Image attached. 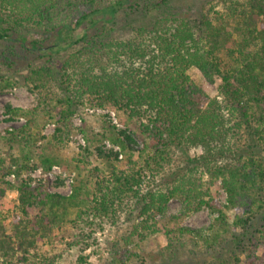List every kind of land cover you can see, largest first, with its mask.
Wrapping results in <instances>:
<instances>
[{
	"label": "trees",
	"instance_id": "trees-1",
	"mask_svg": "<svg viewBox=\"0 0 264 264\" xmlns=\"http://www.w3.org/2000/svg\"><path fill=\"white\" fill-rule=\"evenodd\" d=\"M171 2L0 0V94L22 85L37 97L30 109L6 105L27 122L0 137V204L6 177L18 182L11 221L0 213V264H55L74 248V264H92L85 251L104 226L120 231L106 264H148L130 245L158 233L167 245L150 264H239L246 237L264 241V0L208 2L191 16ZM120 22L133 36L118 35ZM26 52L36 55L27 65ZM216 83L212 96L206 85ZM86 109H109L126 128L94 113V132L82 119L72 192L23 179L34 157L45 171L69 166L68 120ZM49 121L57 126L46 137ZM94 156L102 165L88 167ZM240 206L231 222L227 210ZM203 208L217 214L208 227L181 224Z\"/></svg>",
	"mask_w": 264,
	"mask_h": 264
},
{
	"label": "rangeland",
	"instance_id": "rangeland-1",
	"mask_svg": "<svg viewBox=\"0 0 264 264\" xmlns=\"http://www.w3.org/2000/svg\"><path fill=\"white\" fill-rule=\"evenodd\" d=\"M220 0H172L171 5L175 7V11L186 15H198L201 11L202 7L206 5L208 2H212V4L215 6L216 9L222 10V4L219 2ZM125 22H120L118 27V35L120 37H130L133 36V29L127 24L125 25ZM23 58V57H22ZM20 59L19 61L24 64H28L29 61L36 58V55H32L30 53L26 52V56L23 59ZM40 61V60H38ZM42 61V60H41ZM5 67L0 66V70L4 71ZM216 83L215 85H206L207 91L212 94V96L217 95V87ZM11 104L14 107H21L24 110L33 108L37 104V97L32 92L29 91L25 86H15L12 89L0 94V137L5 138L7 137L8 131H15L22 126H24L27 122L26 117L20 116L18 118L12 119L10 115L6 111V105ZM108 111H110L108 109ZM101 114L97 112H89L87 109L84 111L76 112L72 115L71 119L68 120V125L71 128L70 134H69V145L65 150H62V156L66 160H71V163H69L68 167H64V165L61 164H54L56 166H59L60 170L62 171L55 173L53 176H50L48 173L52 169L45 171L40 165H38L37 162H39L37 157H34L33 163L36 165L34 166V169L31 171H24L22 173L23 179H30L32 184H40L43 185L48 191L50 192H56L64 195H69L73 190V184L76 179H79V175L76 169V161H73L75 158L79 159L81 158V152L84 146L87 145V138L84 135L85 138V145H82L79 141L80 134H83V132L80 130V127L83 124V121L81 124H78L77 120H75L76 115L82 116L86 120V123L88 124V128L91 131L99 132L100 127L95 122V119L92 114ZM102 114H108L110 116L109 112H104ZM57 123L55 121H49L45 123L43 127V135L46 137H50L56 129ZM119 128L125 129L126 126L122 124V126ZM137 140V145L141 144V141L135 137ZM109 139H104L103 144L108 148L110 146H107ZM41 142V141H40ZM39 142V143H40ZM4 150H7V147L4 148ZM90 164L88 167H93L96 165H102L101 161L94 157H89ZM86 170V169H84ZM65 174V176H64ZM7 180L11 181L12 187L8 189L5 197L1 201L0 206V213L2 217L6 220V224H8L11 221V212L17 204V197L18 192L15 188V186L18 184L17 177L14 174H10L6 177ZM220 181L216 183L215 190L217 192V199L220 204H227V193L225 190L221 187ZM241 207V206H240ZM182 209V203L179 201V199H172L169 203V214H177ZM243 210V207H241L239 210H235L234 208H230L228 211L229 220L233 222L234 217L237 215H240ZM261 218H264V212L260 211ZM73 216V214H71ZM217 214H211V211L208 208H203L200 211L186 217L184 220H182L181 224L185 226H189L192 228H205L208 227L211 224L212 218L216 216ZM124 225H122L123 227ZM231 233L238 232L240 233V229L236 228L235 226L230 224ZM120 231L116 230L114 227L110 226H104L103 230L96 231L94 237L96 239V242L94 245L85 251V254H89L90 262L92 264H106V260L110 258V252L112 251L113 243L118 240L120 237ZM228 235L231 234H226ZM259 234L252 236L251 239L249 237H246L245 240L241 243L240 250L237 251L238 258H239V264H264V241H260L258 238ZM257 239L260 243H257ZM224 240V239H223ZM243 240V238L241 239ZM221 241V239H220ZM230 243V242H229ZM232 246L234 245V240L232 242ZM224 244V243H223ZM222 244V245H223ZM167 245V239L164 236L163 233H158L156 235H153L148 239L147 241L140 242L137 241L130 245V248L135 252H138L142 255L143 259L146 260L148 264L152 263L150 254H153L159 250L160 247H164ZM222 245H215L213 248L214 250H221ZM232 246H229L232 249ZM51 250V249H48ZM121 253V252H120ZM123 256V259L126 260L127 255L121 253ZM78 256V250L76 248L71 249L64 255V257L61 260H58V263L55 264H74ZM153 256V255H151ZM182 261L186 260V257L181 256ZM135 262V259H134Z\"/></svg>",
	"mask_w": 264,
	"mask_h": 264
},
{
	"label": "built area",
	"instance_id": "built-area-1",
	"mask_svg": "<svg viewBox=\"0 0 264 264\" xmlns=\"http://www.w3.org/2000/svg\"><path fill=\"white\" fill-rule=\"evenodd\" d=\"M89 112H91V113H93V112H97V113H104V112H109L110 113V118L113 120V122L114 123H116L118 126H122L119 122H118V120H117V118H116V116H115V113L113 112V111H108V109H87ZM82 116H80L79 114L78 115H76V118H75V120H77V122H78V124H81L82 123ZM77 138H79V141H80V143L82 144V145H85V138H84V136L82 135V134H80L79 136H77ZM107 146H110V144H108L107 143ZM57 172H62L61 170H60V168H59V166H56V165H54L53 167H52V170L51 171H49V175L50 176H53L55 173H57ZM64 176H65V174H64Z\"/></svg>",
	"mask_w": 264,
	"mask_h": 264
}]
</instances>
